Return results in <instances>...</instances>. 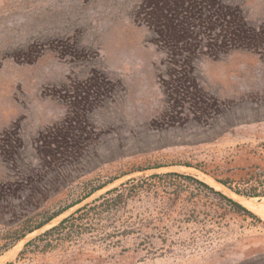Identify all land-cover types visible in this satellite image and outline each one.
Returning <instances> with one entry per match:
<instances>
[{"label": "rangeland", "instance_id": "obj_1", "mask_svg": "<svg viewBox=\"0 0 264 264\" xmlns=\"http://www.w3.org/2000/svg\"><path fill=\"white\" fill-rule=\"evenodd\" d=\"M263 191L264 0H0V264H264Z\"/></svg>", "mask_w": 264, "mask_h": 264}, {"label": "bare ground", "instance_id": "obj_2", "mask_svg": "<svg viewBox=\"0 0 264 264\" xmlns=\"http://www.w3.org/2000/svg\"><path fill=\"white\" fill-rule=\"evenodd\" d=\"M199 178H203L202 176H199ZM206 183H210L211 186L214 187H218V185L214 184L212 181H210L209 179L205 178ZM237 197V196H235ZM239 197V196H238ZM238 202L240 204H242L243 206H245L246 208L250 209L251 211L255 212V213H259L262 214L264 216V205L263 204H255L252 200H247V199H243V198H238Z\"/></svg>", "mask_w": 264, "mask_h": 264}, {"label": "trees", "instance_id": "obj_3", "mask_svg": "<svg viewBox=\"0 0 264 264\" xmlns=\"http://www.w3.org/2000/svg\"><path fill=\"white\" fill-rule=\"evenodd\" d=\"M221 184L225 185V183H223L222 181H219ZM236 194H241L239 191H235ZM252 195L251 196H257L256 193H251ZM262 196H264V191L262 193ZM52 219V218H51ZM51 219H49L48 221H46L45 223L39 225L38 227H36V229H39L41 228L43 225H45L46 223H48ZM32 232V231H29V233Z\"/></svg>", "mask_w": 264, "mask_h": 264}]
</instances>
